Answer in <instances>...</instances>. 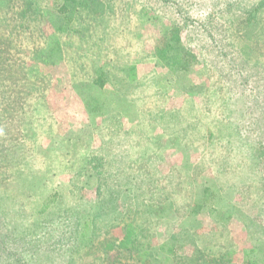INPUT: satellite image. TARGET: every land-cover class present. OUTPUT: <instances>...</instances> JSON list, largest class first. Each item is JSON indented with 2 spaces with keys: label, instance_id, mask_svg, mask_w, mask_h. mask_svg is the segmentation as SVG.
Masks as SVG:
<instances>
[{
  "label": "rangeland",
  "instance_id": "rangeland-1",
  "mask_svg": "<svg viewBox=\"0 0 264 264\" xmlns=\"http://www.w3.org/2000/svg\"><path fill=\"white\" fill-rule=\"evenodd\" d=\"M0 264H264V0H0Z\"/></svg>",
  "mask_w": 264,
  "mask_h": 264
},
{
  "label": "trees",
  "instance_id": "trees-1",
  "mask_svg": "<svg viewBox=\"0 0 264 264\" xmlns=\"http://www.w3.org/2000/svg\"><path fill=\"white\" fill-rule=\"evenodd\" d=\"M179 35L176 31V29H172L170 31V38L162 39V41H165L166 48L162 49L164 52H161V49H158L157 52L159 55H162V57L166 58V62L176 64L178 67L177 69H183L185 67V64L188 63L190 59L193 60V56L190 55V53L184 51L180 47V41H179ZM161 57V56H160ZM190 57V58H188ZM202 207L203 204H197V206ZM193 211V210H192ZM88 219L86 218V222L82 224L81 232L78 235V239L80 241L87 239V227H88ZM135 240V227L129 223L124 228V233L122 238L120 239L117 248L119 250H129L133 247V241ZM106 248H111V246H106Z\"/></svg>",
  "mask_w": 264,
  "mask_h": 264
}]
</instances>
